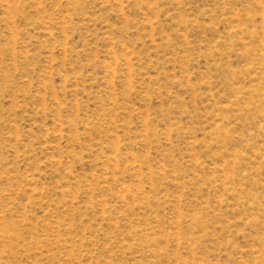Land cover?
<instances>
[{"label":"rangeland","instance_id":"374dc122","mask_svg":"<svg viewBox=\"0 0 264 264\" xmlns=\"http://www.w3.org/2000/svg\"><path fill=\"white\" fill-rule=\"evenodd\" d=\"M0 264H264V0H0Z\"/></svg>","mask_w":264,"mask_h":264}]
</instances>
